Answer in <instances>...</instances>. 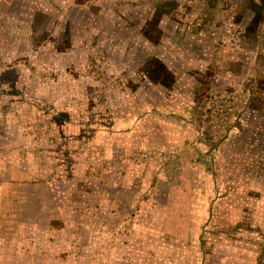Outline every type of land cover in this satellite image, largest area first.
Returning a JSON list of instances; mask_svg holds the SVG:
<instances>
[{
  "label": "rangeland",
  "instance_id": "obj_1",
  "mask_svg": "<svg viewBox=\"0 0 264 264\" xmlns=\"http://www.w3.org/2000/svg\"><path fill=\"white\" fill-rule=\"evenodd\" d=\"M0 264H264V0H0Z\"/></svg>",
  "mask_w": 264,
  "mask_h": 264
}]
</instances>
